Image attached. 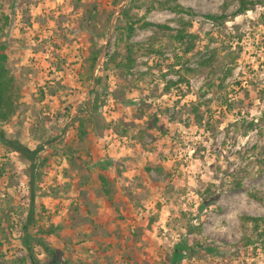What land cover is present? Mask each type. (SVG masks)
<instances>
[{
    "label": "rangeland",
    "instance_id": "374dc122",
    "mask_svg": "<svg viewBox=\"0 0 264 264\" xmlns=\"http://www.w3.org/2000/svg\"><path fill=\"white\" fill-rule=\"evenodd\" d=\"M0 52V264H264V0H0Z\"/></svg>",
    "mask_w": 264,
    "mask_h": 264
},
{
    "label": "trees",
    "instance_id": "16d2710c",
    "mask_svg": "<svg viewBox=\"0 0 264 264\" xmlns=\"http://www.w3.org/2000/svg\"><path fill=\"white\" fill-rule=\"evenodd\" d=\"M247 8V5L241 3L239 12H242ZM208 18L214 19L215 16L212 14L207 15ZM94 59V57H93ZM7 56L5 53L0 52V123L7 121L12 112L15 109L16 102L18 100V88L14 84V78L9 75L8 69L6 68ZM40 147L34 150L28 149L26 146L19 144L15 145V150L26 156L31 162H33L37 152ZM32 182V177L30 178V184ZM33 194V192H32ZM33 197V196H32ZM31 214V212H30ZM30 219L31 216L29 215ZM248 218V217H246ZM29 219V220H30ZM29 220L27 221L29 223ZM257 217H253L252 221H257ZM26 223L25 226L28 224ZM189 247L186 240H181L174 244L172 252L169 255V264H176L185 256V250ZM44 251L50 256V259L45 262V264H58L57 255L55 250L51 249L47 245H43ZM29 249V247H28ZM52 256V257H51ZM34 264H38L35 258L32 259Z\"/></svg>",
    "mask_w": 264,
    "mask_h": 264
}]
</instances>
